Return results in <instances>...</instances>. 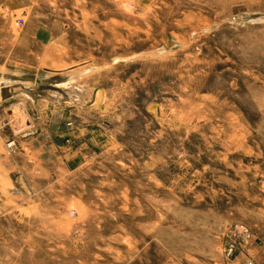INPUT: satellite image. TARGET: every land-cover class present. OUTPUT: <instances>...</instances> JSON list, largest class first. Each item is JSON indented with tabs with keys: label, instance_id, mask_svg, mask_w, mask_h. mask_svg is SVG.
I'll list each match as a JSON object with an SVG mask.
<instances>
[{
	"label": "rangeland",
	"instance_id": "1",
	"mask_svg": "<svg viewBox=\"0 0 264 264\" xmlns=\"http://www.w3.org/2000/svg\"><path fill=\"white\" fill-rule=\"evenodd\" d=\"M16 156L25 195L1 167ZM248 261L264 0H0V264Z\"/></svg>",
	"mask_w": 264,
	"mask_h": 264
},
{
	"label": "crops",
	"instance_id": "2",
	"mask_svg": "<svg viewBox=\"0 0 264 264\" xmlns=\"http://www.w3.org/2000/svg\"><path fill=\"white\" fill-rule=\"evenodd\" d=\"M35 135L34 134H25L24 136H21V138H24L26 141L24 142L27 150L30 152H25L22 153L23 157H34L35 155V148H34V143H35V138H33ZM17 135L14 136V138H16ZM32 137V138H31ZM19 142V139H17ZM14 141V140H13ZM17 142L15 141L14 144H16ZM9 147V146H8ZM17 157V156H16ZM12 158V159H7L4 160L2 163V168H4L6 171V179H8V181L11 182L12 184V188L10 189V191L12 192L13 195H25V188H26V177H25V172H27V170L31 167L33 169V165L34 163H32V165L27 164L22 160L19 161L18 157L17 158ZM30 166V167H29ZM25 167V169H24ZM30 170V169H29Z\"/></svg>",
	"mask_w": 264,
	"mask_h": 264
},
{
	"label": "built area",
	"instance_id": "3",
	"mask_svg": "<svg viewBox=\"0 0 264 264\" xmlns=\"http://www.w3.org/2000/svg\"><path fill=\"white\" fill-rule=\"evenodd\" d=\"M14 145H15L14 142L10 143L9 148L12 149ZM234 234L242 235L248 239H250V237H251V233H250L249 229L246 228L245 226H237L235 228ZM235 253H236V245H235V243H230L229 246L227 247V250H226V257L232 258V257H234ZM244 264H254V263L252 261H248V262H245Z\"/></svg>",
	"mask_w": 264,
	"mask_h": 264
},
{
	"label": "bare ground",
	"instance_id": "4",
	"mask_svg": "<svg viewBox=\"0 0 264 264\" xmlns=\"http://www.w3.org/2000/svg\"><path fill=\"white\" fill-rule=\"evenodd\" d=\"M46 73H48L49 75H53V74H58L60 72H55V71H52V70H46ZM2 93H3V91H2Z\"/></svg>",
	"mask_w": 264,
	"mask_h": 264
}]
</instances>
